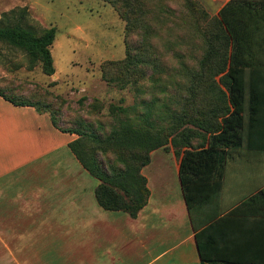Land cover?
<instances>
[{"label": "rangeland", "instance_id": "rangeland-1", "mask_svg": "<svg viewBox=\"0 0 264 264\" xmlns=\"http://www.w3.org/2000/svg\"><path fill=\"white\" fill-rule=\"evenodd\" d=\"M218 9L214 0H0V26L19 23L36 36L56 31L50 48L52 76L23 50L0 42V93L84 134L82 153L91 163L88 170L71 150L59 152L24 170L32 179H20L15 189L2 187L0 264H91L96 239L48 243L76 236L77 230L67 227L77 212L75 206L68 203L58 210L61 221L49 229L38 224L28 228L23 211L33 201L31 196L61 183L67 192L84 186L94 192L100 206L96 190L111 186L97 175L104 170L113 175L125 171L117 192L127 201L128 196L144 200L143 171L157 152L179 158L188 147L198 149L199 141L194 140L198 134L191 130H198L203 113L210 114L209 95L225 91L219 81L226 70L227 42L218 25ZM148 134L165 146L151 151L150 163L143 168ZM80 168L88 182L53 180ZM163 169L154 164L151 176L156 179L162 173L165 177L159 181L171 184L173 172ZM100 208L109 215L130 216ZM128 227V222L113 225L102 234L117 242ZM138 247L132 244V264H140ZM50 253L59 261L48 257L45 262Z\"/></svg>", "mask_w": 264, "mask_h": 264}, {"label": "crops", "instance_id": "crops-1", "mask_svg": "<svg viewBox=\"0 0 264 264\" xmlns=\"http://www.w3.org/2000/svg\"><path fill=\"white\" fill-rule=\"evenodd\" d=\"M231 1L214 0L219 6L218 16ZM237 2L239 15L246 18V12L250 10L252 15L259 13L260 19L264 20V0ZM251 5L257 7L250 9ZM252 27V32H247L251 35V42L243 47L246 55L241 64L246 68H264V23ZM257 37L259 39H255ZM257 79L264 83L263 78L250 73L246 82L253 83ZM250 115H246L247 124L243 129L244 146L237 152L238 156L227 162L219 200L203 206L197 219H207L217 213L219 216L199 231L193 227L180 181L183 154L177 158L165 156L163 152H157L143 171L150 198L137 218L105 213L90 188L82 186L80 190L67 192L61 182L68 179H86L88 182V176L80 168L77 173L55 175L53 180L60 181L59 188L45 187L42 194L31 196L33 201L23 211L27 213L28 223L24 227L38 224L51 228L55 222L61 221L57 218L61 214L58 210L69 203L77 212L67 227L77 230L76 236L61 237L48 243L59 245L58 242L66 239H96L91 264H132V244L139 246L136 250L139 251L140 264H202L196 239L201 230H205L202 249L207 264H264V123L249 124ZM261 118L264 119V112ZM77 138L75 134L55 128L49 115H41L33 107L15 106L0 97V191L9 185L15 189L20 179H32L24 174V170L54 154L69 152V144ZM156 163L162 169H171L175 176L171 184L167 180L159 181L165 177L162 173H158L156 179L151 176ZM126 222L129 227L125 236L117 242L106 240L102 230ZM99 225L105 227L98 229ZM51 255L55 253L46 254L44 261ZM52 260L59 261L52 258L49 261Z\"/></svg>", "mask_w": 264, "mask_h": 264}, {"label": "trees", "instance_id": "trees-1", "mask_svg": "<svg viewBox=\"0 0 264 264\" xmlns=\"http://www.w3.org/2000/svg\"><path fill=\"white\" fill-rule=\"evenodd\" d=\"M237 3V0H232L219 13L217 19L227 42L223 57V70H226L221 73L222 76L219 81L225 91L220 89L218 92L209 95L213 102L210 114L208 112V114L203 113L201 120L197 121L196 124L198 130H191L193 134H198L197 139L194 137V140L199 141L196 145L199 147L198 149L186 148L180 164V181L183 194L196 231L203 229L219 216L217 213L207 219H197L200 209L210 202L218 201L222 194L227 162L234 158L233 156L237 155V152L244 146L243 129L247 124L246 115L251 114L248 122L251 125L264 123V119L261 118L262 112H264V83L258 82L259 79L253 83L246 82L249 73L264 79V68H246L241 64L242 58L246 55L243 52V47L251 42V35H247V32H252V26L264 23V20L260 19L259 13L252 15L250 10L246 12V18L239 15ZM252 7L255 9L257 6L251 5L249 8ZM55 39L56 31L54 28L46 30L42 36H36L29 28L19 23L15 25L7 23L0 26V42H7L23 50L30 60L40 62L44 72L49 76L55 74L50 50ZM255 39H259V37ZM217 72H220L219 69ZM0 97L15 106L33 107L30 104H17L1 93ZM51 119L53 126L61 132L78 136L69 144V148L88 170L91 169L90 161L82 153L85 135L64 128L54 115ZM163 146H165L163 141L148 134L146 149H144L143 143V150L145 151L143 153V168L150 163L149 153ZM95 158L97 156L93 155V164H96ZM100 165L101 163L98 166ZM100 173L97 174L99 178L111 183V186L103 185L96 190V197L100 206L107 211H125L132 218H137L150 198L146 177L143 176L144 200L141 198L137 201L134 196H128L129 200L127 201L117 192L119 186L123 187L122 177L126 175L125 171H120L119 174L115 175L104 170H100ZM123 189L128 191L127 188ZM204 231L201 230L196 235V239L202 264H207L208 261L202 249Z\"/></svg>", "mask_w": 264, "mask_h": 264}]
</instances>
